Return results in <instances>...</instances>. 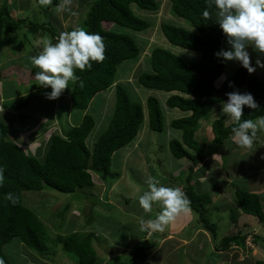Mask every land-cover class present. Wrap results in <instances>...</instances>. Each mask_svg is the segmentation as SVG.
<instances>
[{"label":"rangeland","instance_id":"374dc122","mask_svg":"<svg viewBox=\"0 0 264 264\" xmlns=\"http://www.w3.org/2000/svg\"><path fill=\"white\" fill-rule=\"evenodd\" d=\"M18 1L9 5L13 15H18V8H25L26 12L23 15L29 16L34 23L49 22L57 29L58 24L54 25V20L56 23L60 20L62 25L68 28L67 31H71L76 27H82V21L92 0H72V11L62 13H57L54 5H41L39 0ZM0 2L4 3V0ZM9 2L11 3V0ZM159 3L161 7L155 12L141 9L136 4L132 5L134 13L150 23V27L144 31H135L116 23H112L113 27L107 22L103 23L104 28L108 30L129 34L141 52L137 58L126 60L119 65L114 85L97 93L85 111L74 109L69 114L72 83H69L70 88L62 92L63 96L55 100H49L45 96L36 99L27 95L23 100L13 103L14 110L23 117L25 126L37 115L42 114L50 117V123L56 120V127L61 130L62 127H67V123L79 124L82 113L89 114L95 121L86 140L91 149L113 118L116 85H121L132 101L143 103L146 112L148 97H156L160 102L164 119L163 130L154 131L149 128L146 114L145 122L137 135L138 139L113 154L111 169L115 173L107 180L93 174L94 186L78 189L76 193H62L52 188L24 191L23 202L43 222L47 242L44 253H38L22 243L19 238L13 239L5 246V251L13 264H77L76 255L64 250L58 241L59 236L73 232L85 235L84 239L92 235L90 246L96 250L99 261H103L101 264L129 262L130 253L138 245H149L150 248L146 260L141 264H252L258 259L264 260V223L242 212L238 208L235 196L237 188L249 192L264 188L259 183L264 170L256 172L264 165L262 164L264 146H259L257 140L254 141L251 150L235 147L230 142V145H227L229 150H225L228 151L226 160L222 159L223 163L213 168L209 165L200 166L198 174L193 175L192 183L196 191L206 193L212 198L213 203L208 206L210 208L207 217L217 225V240L241 230L248 235L246 241L252 242L254 249L249 251L251 254H248V257L246 251L239 247L218 252V246H212L211 242L214 239L211 233L205 232L206 229L200 223V215L193 213L190 208L178 214L164 231H149L142 227L143 217L154 220L161 210L158 203L154 204L150 212H145L139 205V196L148 190L149 178H155L165 186L179 187L184 192L188 166L184 165L185 159H176L169 149L171 140L181 139V131L173 128L171 122L182 118V112L185 111L170 108L167 105L169 93L142 86L138 77L152 71L150 56L156 47L176 52L184 60H196L199 56L196 51L174 47L168 42L161 30L162 22L179 27H192L189 21L176 16L171 10L170 0H159ZM24 28L27 29L22 25L19 29L30 41L34 42L35 39L34 46L32 43L33 48L26 44L27 39L22 34H7L8 46L5 45V52L12 60L9 64H1L0 70L5 73L8 70L19 72L22 68L27 70L26 67L31 64V56L39 47V44H36L38 41L36 33ZM21 30L17 32L20 33ZM40 34H45L48 36L47 39L56 42L53 34L44 30H41ZM248 51L252 65L256 67L255 61L261 55L252 47H249ZM235 63L242 66L238 61H229V71L230 66L236 68L233 67ZM251 74L264 80V69L257 67ZM18 77L21 76L17 74ZM31 78L25 76L24 80ZM6 80L5 93L24 94L29 90L28 85L24 84L26 82L18 81L16 78L13 82L12 79ZM29 86L32 87L33 84ZM214 117L215 110H212L205 119ZM6 123L10 126L11 122ZM123 159H126L125 163ZM233 212L237 216V223L231 221Z\"/></svg>","mask_w":264,"mask_h":264},{"label":"trees","instance_id":"16d2710c","mask_svg":"<svg viewBox=\"0 0 264 264\" xmlns=\"http://www.w3.org/2000/svg\"><path fill=\"white\" fill-rule=\"evenodd\" d=\"M59 3L61 0H51L50 4ZM135 4L152 12L161 7L159 0H92L89 4L82 27L104 37L105 59L102 62L93 61L90 69L75 70L79 79L70 81L73 108L86 110L97 93L107 90L115 83L119 65L140 55L139 46L129 34L116 33L103 26L107 22L139 32L148 29L149 21L132 10V5ZM170 4L176 16L189 21L192 28L162 22L160 26L163 34L174 47L196 51L199 56L196 60H184L176 52L156 47L150 56L152 71L140 74L138 81L146 88L171 93L167 98L170 108L190 112L188 116L171 122L173 128L181 131V139L169 142V149L176 159L189 161L184 184V193L189 200L188 208L200 215V223L211 233L214 239L212 246L217 245L218 252L228 251L232 246L247 251L248 235L241 230L217 240V225L207 217L208 206L213 203L212 198L196 191L192 184L193 175L198 174L200 166H208L209 156H215L214 153H218L232 138V128L237 124L233 121L227 125L219 118L212 122L215 144L210 155L206 145L196 138V132L200 127V120L208 115L215 104L227 101V93L239 91L243 87L262 103L258 109L244 107L241 120H256L257 117L264 116V80L239 66L220 88H216V81L229 63L216 53L221 49L227 50L230 45L227 43L228 37L216 22L215 5L210 4V0H170ZM206 9L209 11L208 18L203 16ZM22 25L32 33L44 30L53 34L56 40L59 37L57 29L49 22L38 24L28 18L14 19L5 0L0 7V53L5 46L3 32H15ZM37 71L39 69L34 66L32 73ZM146 109L147 112L142 103L132 101L126 90L121 85H116L113 118L94 147L89 148L86 140L95 121L86 114L79 125L65 131L63 135H53L44 161L26 153L11 138L10 127L0 120V167L5 169L4 182L0 185V261L3 264H13L5 252V246L15 238L38 253H44L46 248L45 226L37 214L24 204L23 192L52 188L62 193H76L78 189L94 186V173L107 180L115 173L111 169L113 154L136 138L146 114L151 130H163L164 119L159 100L154 96L148 97ZM9 192L18 200L15 205L5 199ZM235 196L242 212L264 223V197L242 188L235 190ZM231 221L237 223L234 212ZM82 235L73 232L59 236L58 241L64 250L76 255L77 264L103 263L97 258L96 250L90 246L92 235H88L87 239ZM209 247L211 248L210 244ZM149 249V246L138 245L130 253V261L119 264H141L146 260ZM252 264H264V260L258 259Z\"/></svg>","mask_w":264,"mask_h":264},{"label":"clouds","instance_id":"9594fccd","mask_svg":"<svg viewBox=\"0 0 264 264\" xmlns=\"http://www.w3.org/2000/svg\"><path fill=\"white\" fill-rule=\"evenodd\" d=\"M39 3L47 5L51 0H39ZM71 4L72 0H61V3L54 5L55 11L71 12ZM210 4H214L217 9L216 22L228 37L227 43L230 45L227 50L221 49L216 55L228 61L240 62L250 74L254 73L257 67L264 69V59L257 58L254 67L248 51V48L252 47L254 51L264 54V0H210ZM203 16L209 17L207 9L203 12ZM105 47L104 37L96 32H88L83 27L62 32L55 43L46 40L39 53L31 58L32 65L39 69L34 76L36 84L44 89L51 88L50 92L45 93L47 99L59 98L66 88H70V81L79 79L75 74L76 69H90L93 61L102 62L105 59ZM220 79L221 77L215 83L216 88H220L226 80L219 84ZM82 86L83 82H81ZM227 96V101L222 102V113L237 124L232 128L233 140L241 148H251L258 131L264 132V116H259L256 120H241V117L245 106L258 109L259 105L251 93L233 91L227 93ZM4 172L5 169L0 167V185L4 182ZM147 184L148 190L139 196L140 207L145 212H150L154 204L158 203L161 210L154 220L142 221V227L149 231H164L178 214L188 211L189 200L179 187L165 186L155 178H149ZM5 199L13 205L18 202L11 192L5 195ZM205 232L209 233L207 230ZM246 244L247 251L254 250L252 242L247 240ZM0 264L3 262L0 261Z\"/></svg>","mask_w":264,"mask_h":264},{"label":"crops","instance_id":"0c3cea01","mask_svg":"<svg viewBox=\"0 0 264 264\" xmlns=\"http://www.w3.org/2000/svg\"><path fill=\"white\" fill-rule=\"evenodd\" d=\"M15 2L17 3L19 1L18 0H11V3H10L9 0H7L8 5L13 4ZM2 4L3 3L0 2V5H2ZM18 9H19L18 15H13V13H12V17L14 19H22V18L27 17V15H23L26 12L25 8H18ZM54 19H56V18L54 17ZM54 23H55L54 25L58 24V28H57L58 31L57 32L59 33V35L62 32H66L68 30V28H66L64 25H62L60 20L58 23H56L54 20ZM108 25H112V27H113L114 24L108 23ZM21 29H17L15 32H7V31L3 32V37L5 39V45L6 46H8V44L6 42V35L7 34H17V33L22 34L23 31ZM18 30H21V32L20 33L17 32ZM24 30H27V29L24 28ZM22 36L26 37V39H27L25 42L26 44H29L31 46V43H32V46H34L35 39H34V42H32L27 38V36H25V34H22ZM36 36L38 37V41H36V44L38 43L39 47L35 50L36 52H34V54L32 56L37 55L39 53V51L41 50L43 43L46 40H49V39H47L48 38L47 35L40 34V32L36 33ZM6 46H4L3 50L0 53V66H1V64H5V65L9 64L10 61L12 60L10 55L5 52ZM248 50H249V48H248ZM260 55H261L260 58L264 59V54H260ZM33 67L34 66L32 65V62H31V64H29V66L26 67L27 70H25V68H22L19 72H14V71L11 72L10 70H8L6 73L3 72L2 70H0L1 71V75H0V120L4 121L5 123H6V121L11 122L10 123L11 127L9 126L10 127V136L19 146H21L25 150L26 153L37 157L41 161H44L46 154H47V151H48V148H49V145H50V142H51V138L53 137V135H56V134L63 135V133L65 131L71 129L74 126L79 125L82 122V120L86 114L82 113V115H80V119H82V120L79 124L73 125V124L67 123V127L66 128L62 127L61 130L56 127V123H55L56 120L50 123L49 122L50 117H48L47 115H42V114L37 115L35 117V119L33 121H31L30 123L26 124V126L23 125V117H21L19 112L17 113L14 110L15 105L13 103H15L16 101H20L21 99L23 100L25 97H27V95L31 98H36V99L41 98L42 96L46 97L45 93L51 91L50 87L48 89H44L43 87H40L36 84V81L34 79L35 74L32 73ZM228 67H229V65H227L224 74L221 76V79L219 80V82H220L219 84H221L228 76L233 74L234 71L239 67V64H236V63L233 64V67H236V68H232V66H230L231 71H229ZM226 72H227V74H226ZM17 74L20 75L21 77L17 78ZM25 76H29L32 78H31V80H27V79L24 80ZM15 78L18 81L26 82L24 84L28 85L29 90H27V92H24V94H18V93L16 94L14 92L5 93V82L7 83L6 79H12L11 82H13V80ZM31 84H33L32 87L29 86ZM239 92L248 93V90L246 87H243L242 89L239 90ZM170 94L171 93H169V95ZM62 96H63V94L60 95V97H62ZM69 98H70V106H69L68 111L70 114V112L75 109L72 107L71 92L69 94ZM255 100L257 101L258 105H260L262 103V101L259 99L255 98ZM7 101H8V103H6ZM11 104H13V105H11ZM249 109H251V108H249ZM77 110H80V109H77ZM212 110H215V117L211 118V119H205V118L201 119L199 122L200 127L196 132V138L198 139V141L201 144L206 145V149H207V152L209 153V155L211 154L212 147L215 144L214 133L212 131V122L217 118L224 119L225 123L227 125H229L233 122L229 117L226 116V114L222 113V102L215 104L210 111H212ZM83 111H85V110H83ZM182 114H183V117H185V116H188L190 114V112L185 111V112H182ZM68 121H69V117L67 119V122ZM138 135H139V133H138ZM137 139H138V136L135 140H137ZM256 140L259 141V144H260L259 146H262V145L264 146V132L258 131ZM230 142L235 147L240 148L237 145V143L234 142L233 136H232V138L219 150L218 153H214V154H216L215 156H213V157L209 156V158L207 159L208 165L211 168H213L214 166H220L222 164V159L226 160L227 155H228L227 154L228 151L225 152V150L226 149L229 150L227 145H230L229 144ZM247 149L251 150V148H247ZM258 149H260V148H258ZM258 149H256V152ZM222 150H223V152H222ZM126 153H125V155H126ZM125 161H126V159H123V163H125ZM262 164H264V161L262 162ZM184 165L185 166L188 165V161L185 160ZM263 170H264V165H262V167L257 169L256 172L260 173ZM232 173L234 174V172H232ZM260 178L261 179H260L259 183L264 186V175H262ZM252 192H255V193H258V194L264 196V188H263V190H259L257 188L255 191H252ZM249 251L250 250L246 251L247 257H248V254H250Z\"/></svg>","mask_w":264,"mask_h":264}]
</instances>
